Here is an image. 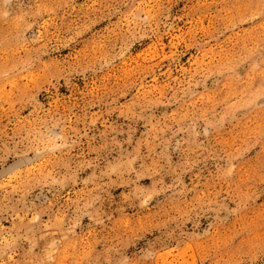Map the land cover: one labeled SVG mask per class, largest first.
Returning a JSON list of instances; mask_svg holds the SVG:
<instances>
[{
    "label": "rangeland",
    "instance_id": "374dc122",
    "mask_svg": "<svg viewBox=\"0 0 264 264\" xmlns=\"http://www.w3.org/2000/svg\"><path fill=\"white\" fill-rule=\"evenodd\" d=\"M0 264H264V0H0Z\"/></svg>",
    "mask_w": 264,
    "mask_h": 264
}]
</instances>
